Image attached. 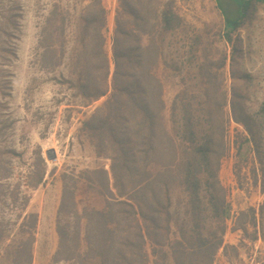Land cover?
<instances>
[{"label": "rangeland", "instance_id": "obj_1", "mask_svg": "<svg viewBox=\"0 0 264 264\" xmlns=\"http://www.w3.org/2000/svg\"><path fill=\"white\" fill-rule=\"evenodd\" d=\"M102 7L107 82L81 43L92 37L83 21L96 19L92 33ZM238 9L233 0H0V264H207L210 254L214 264H255L264 1ZM205 134L215 139L218 217L206 172H195V206L184 182L187 152Z\"/></svg>", "mask_w": 264, "mask_h": 264}, {"label": "trees", "instance_id": "obj_2", "mask_svg": "<svg viewBox=\"0 0 264 264\" xmlns=\"http://www.w3.org/2000/svg\"><path fill=\"white\" fill-rule=\"evenodd\" d=\"M233 1L238 6L239 8L238 12L240 13H241V10L244 8V6H247L250 4V0H243V1L233 0ZM217 7L222 13L225 25L228 28H230V30L236 28L239 24L238 18H233L230 15H227L225 13V10L221 7L220 4H218ZM101 10H102V18L100 20L101 23L97 25V27L92 31V33H89V32L91 30V27L96 23V19L92 20L90 18H87L83 21L84 22L83 23V26H84L83 36L84 34H87V35L91 34L92 37L90 40L82 38L81 43L84 45L83 49H86L87 53H90V51H92V54L95 60L97 59L98 61L101 62L99 67L103 68V75H104L105 81L107 82L108 60H107V54L103 47L104 37H103V32H102L104 21H105V17H104L105 12H104L103 7ZM173 16L174 15L172 11L165 10L161 14V21L165 25L169 26ZM95 67L96 69L98 68L97 65ZM103 94L104 93H102L101 95ZM145 112L147 116L150 115L149 109L145 110ZM145 133H146L145 134L146 144L148 143V145L151 147L154 141V136H155L154 135L155 133L153 132V128L149 126ZM191 135L193 136V133H191ZM200 137L201 138L199 139V141L195 142V144L191 147V149H189V151L187 152L186 160L183 162V164L185 165L184 166V172H185L184 182L192 187L191 190L194 192L192 194V198H193L192 203H193V206H195L196 203L198 202V198L195 192H196L197 185L199 183L198 177H196L195 172L201 168L206 172L207 176L204 181L206 182V185L211 188L207 194H208L211 205H213L214 211L216 213V217H218L217 215L221 213L222 214L225 213V210L220 204L222 200H220L218 196H216L215 193H213L214 187L216 185L215 180H214L215 170L212 165L213 163L212 154L216 152L215 149L213 148V145L215 144L214 142L215 139L210 134H205ZM259 153L260 152L258 150V154ZM111 170L113 173H114V170L116 171L115 164L111 165ZM35 172H39V170ZM37 179L38 180H36V183H39L42 179L41 175L38 176ZM195 254H198V253H195ZM200 260H202V257L200 258ZM207 264H214L213 260L211 259V254L208 256Z\"/></svg>", "mask_w": 264, "mask_h": 264}, {"label": "built area", "instance_id": "obj_3", "mask_svg": "<svg viewBox=\"0 0 264 264\" xmlns=\"http://www.w3.org/2000/svg\"><path fill=\"white\" fill-rule=\"evenodd\" d=\"M256 257V260L253 259L254 263L255 264H264V253L262 252H255V256L254 258Z\"/></svg>", "mask_w": 264, "mask_h": 264}, {"label": "water", "instance_id": "obj_4", "mask_svg": "<svg viewBox=\"0 0 264 264\" xmlns=\"http://www.w3.org/2000/svg\"><path fill=\"white\" fill-rule=\"evenodd\" d=\"M53 152V151H52ZM49 158H54V155L52 154L51 156L49 155Z\"/></svg>", "mask_w": 264, "mask_h": 264}, {"label": "crops", "instance_id": "obj_5", "mask_svg": "<svg viewBox=\"0 0 264 264\" xmlns=\"http://www.w3.org/2000/svg\"><path fill=\"white\" fill-rule=\"evenodd\" d=\"M262 248H263V247H262ZM259 252H262L261 249L259 250ZM262 253H264V252H262Z\"/></svg>", "mask_w": 264, "mask_h": 264}, {"label": "flooded vegetation", "instance_id": "obj_6", "mask_svg": "<svg viewBox=\"0 0 264 264\" xmlns=\"http://www.w3.org/2000/svg\"><path fill=\"white\" fill-rule=\"evenodd\" d=\"M264 1V0H263Z\"/></svg>", "mask_w": 264, "mask_h": 264}]
</instances>
